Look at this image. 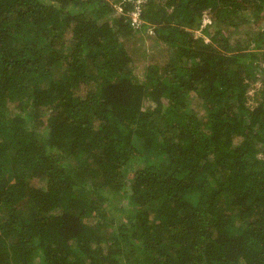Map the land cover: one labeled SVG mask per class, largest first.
<instances>
[{
	"label": "trees",
	"instance_id": "obj_1",
	"mask_svg": "<svg viewBox=\"0 0 264 264\" xmlns=\"http://www.w3.org/2000/svg\"><path fill=\"white\" fill-rule=\"evenodd\" d=\"M0 264H264V0H0Z\"/></svg>",
	"mask_w": 264,
	"mask_h": 264
},
{
	"label": "rangeland",
	"instance_id": "obj_2",
	"mask_svg": "<svg viewBox=\"0 0 264 264\" xmlns=\"http://www.w3.org/2000/svg\"><path fill=\"white\" fill-rule=\"evenodd\" d=\"M249 25L248 24H244V26L243 27H240V29H238L237 31H235L234 33H233V35H232V39L234 40V39H241V40H246L247 38H248V36H249V34L247 33V27H248ZM213 31H214V29H212ZM146 44H147V46H149V45H151L152 44V40H151V38H149V37H147V39H146ZM142 66H143V62H141L140 64H139V67H138V71H139V73H141L142 72ZM252 91V90H251Z\"/></svg>",
	"mask_w": 264,
	"mask_h": 264
},
{
	"label": "built area",
	"instance_id": "obj_3",
	"mask_svg": "<svg viewBox=\"0 0 264 264\" xmlns=\"http://www.w3.org/2000/svg\"><path fill=\"white\" fill-rule=\"evenodd\" d=\"M134 21L136 22L137 25L141 22L140 11L134 12Z\"/></svg>",
	"mask_w": 264,
	"mask_h": 264
}]
</instances>
